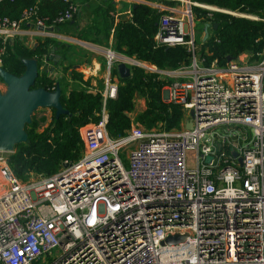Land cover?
<instances>
[{"label":"built area","instance_id":"built-area-1","mask_svg":"<svg viewBox=\"0 0 264 264\" xmlns=\"http://www.w3.org/2000/svg\"><path fill=\"white\" fill-rule=\"evenodd\" d=\"M64 1L68 9L51 24L33 10L0 19V63L17 38L35 45L71 21L79 7ZM185 1L183 11L171 7L161 16L154 41L185 46L189 65H131L173 78L162 101L186 111L182 128L131 126L108 135L107 102L119 85L111 75L118 55L108 48L103 88L81 85L100 94L101 108L98 122L81 131L79 158L22 180L9 166L11 153L0 152V264H264V50L206 65L192 6L262 22L264 16ZM176 234L184 239L165 243Z\"/></svg>","mask_w":264,"mask_h":264},{"label":"trees","instance_id":"trees-1","mask_svg":"<svg viewBox=\"0 0 264 264\" xmlns=\"http://www.w3.org/2000/svg\"><path fill=\"white\" fill-rule=\"evenodd\" d=\"M191 1L264 16V0ZM69 4L70 2L64 0H0V19L8 18L16 21L25 11L33 10L37 16L46 18L51 24L68 9ZM110 9V7L105 8L103 14H100L103 24L93 22L87 28L77 30L78 40L105 45L103 43H107L109 34L111 35L112 32L110 47L115 52L130 58L134 57L161 70H177L189 65L191 53L185 46L166 47L155 44L154 36L158 29V22L167 11L142 3L135 4L131 10L130 19H122L114 24V19L109 14ZM192 11L196 18L218 24L216 29L212 27L211 35L203 41L198 50V53L205 58L206 65L213 60H217L219 65H224L229 58L233 59L244 51L258 53L264 50V22L209 11L198 6H192ZM76 16L77 14L66 23L74 24L72 21ZM18 42L20 39L17 38L11 45L6 46L5 53L1 56L2 68L15 76H20L24 72L22 59L35 58L39 67V59L42 62V58L50 51V47L58 45V42L45 39L40 41L37 47L26 49ZM3 46L0 40V51ZM68 50V47L63 48V54L66 55ZM66 69L65 66L64 71ZM113 72L117 74L116 70ZM130 72L129 78H120L115 98L107 102L108 135L113 138L119 137L131 127L130 113L134 110L136 95L145 99V109L136 116L137 122L147 129L157 123L163 125L166 130L179 127L183 117L182 107L162 101V89L171 83L172 79H163L159 74L145 71L138 66H131ZM72 74L71 77L82 80L80 74L75 71ZM56 81L59 85L61 82H66L64 75L53 79L45 71L40 72L33 88L42 87L51 90ZM60 102L69 114L58 118H55L53 114L51 121L41 132L37 130L38 122L45 121V118L40 117L38 121L33 116L31 123L25 125L27 141L16 144L13 152L8 156L9 166L19 179L25 180L29 172L51 175L64 161L72 162L81 156L84 150L81 131L86 125L98 122L101 96L99 93L74 87L65 94H62L61 89Z\"/></svg>","mask_w":264,"mask_h":264},{"label":"crops","instance_id":"crops-1","mask_svg":"<svg viewBox=\"0 0 264 264\" xmlns=\"http://www.w3.org/2000/svg\"><path fill=\"white\" fill-rule=\"evenodd\" d=\"M77 3L79 7V13L75 17V20L72 21L76 24V30L84 29L90 26L91 24H103V20H100V14H103L105 8L110 7V16L113 17V23L116 24L119 20L130 19L132 16L131 10L133 5L135 4H146L152 8H156L158 10H164L168 12L169 8H176L177 10L183 11L187 8L185 0H73ZM110 2V4H108ZM108 4V5H106ZM106 5V6H105ZM202 19L205 23L206 21ZM212 28V26H211ZM112 31V30H111ZM204 30L201 33L202 40L197 43V48L202 45L204 38H205ZM210 34L207 32V36ZM206 36V37H207ZM195 38V37H194ZM84 42V41H83ZM89 43V42H85ZM112 43V32L111 35L109 34V38L107 40L106 46H111ZM60 44V45H59ZM92 44V47L95 48L98 53H93L90 51H85L78 53H74L73 51L63 54V46L61 43L58 45H53L50 47V51L44 55L47 68H41L40 72H46L49 74L50 78L58 79L64 75V77H68L69 81L72 85H76L77 87H81V85L88 83V85L95 87L96 89L103 88V81L105 78V53L103 49L107 48H100L101 45L99 44ZM96 45L99 47L97 48ZM51 49H54L51 52ZM75 50V48H73ZM100 49V51H99ZM109 49H112L111 47ZM113 50V49H112ZM118 57L117 61L114 62L111 75L112 77L118 81L120 80L119 74L117 72V65L119 63H125V65L131 68L132 60H135L134 57L130 58L125 56L121 53L116 52ZM64 55V56H63ZM68 67L64 71V67ZM47 69V70H46ZM116 70L115 74L113 71ZM75 71L76 73L80 74L81 81L78 78L71 77L73 76L72 72ZM145 107V105H144ZM132 113V112H131ZM130 113V114H131Z\"/></svg>","mask_w":264,"mask_h":264},{"label":"water","instance_id":"water-1","mask_svg":"<svg viewBox=\"0 0 264 264\" xmlns=\"http://www.w3.org/2000/svg\"><path fill=\"white\" fill-rule=\"evenodd\" d=\"M217 26V23H212L214 29ZM208 28L209 25L206 24L204 40ZM53 51L54 49H51V52ZM21 62L24 72L20 76L7 72L0 63V79L5 84V90L0 91V152L12 153L16 144L27 141L25 125L31 122L32 114L37 108L53 109L55 118L69 114L60 102L59 82H55L53 90L42 87L33 88L39 73L38 62L35 58L22 59ZM117 72L122 79H127L131 75L130 68L123 62L117 65ZM190 126L191 122L188 121L185 127L190 128ZM231 155L237 157V152L232 149ZM238 162L241 165V158H238ZM182 239H184L183 236L170 235L165 239V243L175 244Z\"/></svg>","mask_w":264,"mask_h":264},{"label":"rangeland","instance_id":"rangeland-1","mask_svg":"<svg viewBox=\"0 0 264 264\" xmlns=\"http://www.w3.org/2000/svg\"><path fill=\"white\" fill-rule=\"evenodd\" d=\"M75 27H76V24H69V23L60 24L57 28H55V30H53V33H52V35H50V37H46L42 40L47 39V40H51V41L56 42V43L57 42L61 43L62 45H64L63 48L67 49V47H68L69 52L73 51L72 52L73 55H74V53H77V51H79L78 53L85 52V51L98 53V51L92 47L91 43H85L83 41L78 40L77 30ZM204 28H205V22L202 19L194 18V37H195V43L196 44L202 40L201 33L203 32ZM207 32L209 34H211L212 28L209 27L207 29ZM42 40H37V44L34 45V43L36 42V39L30 41L29 39H26V38H20V42H18V43L21 44L26 49H32L34 47H37L38 43ZM106 45L107 44L100 46V48H107V49H103L104 53H106L105 51L108 50V48H110V45L109 46H106ZM96 47L98 48L99 46L96 45ZM73 48H75V50ZM99 51H100V49H99ZM197 51H198V48H197ZM205 53L207 54V52H205ZM39 61H40V65H39V68H40L41 67V59H39ZM130 65H132V64H130ZM104 70L106 72V64H105ZM144 70L148 71L147 69H144ZM170 79H173V78H170ZM65 80H66V82L60 83L61 89H62V94H65V92H68L70 89L77 87V84L72 85V83L69 81L68 77L67 78L65 77ZM4 90H5V84L0 79V91L2 92ZM144 105H145V99L139 95H136L135 101H134V110L131 113V119H132V125L131 126H135V127H139V128L142 127L143 129H147V127H145L142 124H140L139 122H137V119H136V116L139 113H141L142 111H144V109H145ZM182 111L184 112L183 109H182ZM184 113L186 114V111ZM53 114H54L53 109L47 108V107L37 108L33 112L32 117L35 116L37 120L40 117L45 118V121L38 122L37 130L39 132L43 131V129L49 124ZM32 117H31V121H32ZM182 126L183 125L181 124L179 127L175 128V130L181 129ZM159 127H160V123H157V124L153 125V127H151V128H159ZM240 131L242 133L244 132L242 130H240ZM6 155L9 156L10 154H6ZM187 156L189 157V164L191 167L192 161H191V152L190 151L187 153ZM122 157H123V155H122ZM188 167H189V165H188ZM47 262H48V260H47Z\"/></svg>","mask_w":264,"mask_h":264}]
</instances>
